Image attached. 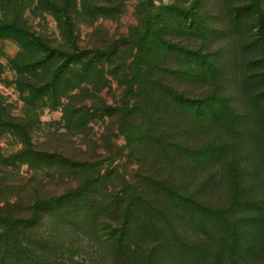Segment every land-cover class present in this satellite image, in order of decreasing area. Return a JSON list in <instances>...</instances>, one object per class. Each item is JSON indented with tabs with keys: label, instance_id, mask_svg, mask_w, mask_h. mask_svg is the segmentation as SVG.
I'll use <instances>...</instances> for the list:
<instances>
[{
	"label": "rangeland",
	"instance_id": "374dc122",
	"mask_svg": "<svg viewBox=\"0 0 264 264\" xmlns=\"http://www.w3.org/2000/svg\"><path fill=\"white\" fill-rule=\"evenodd\" d=\"M18 2L22 5L19 20L13 2L0 0V23L15 21L25 33L49 44L68 36L59 23L62 16L49 6L40 0ZM114 10H105L91 23L86 20L91 15L87 10L77 18L74 34L80 36L81 45L110 44L126 37L134 41L148 29L153 78H161L170 91L183 93L195 107L182 101L153 104L151 125L163 131V146L128 143L116 125L114 131L106 128L107 115L90 124L93 139L101 138L100 150L108 156V164L117 166L116 173L129 179L134 170L146 168L139 171L164 180L188 200L184 208H133V219L127 223L106 219L105 227H118L114 238L123 242L118 250L101 244L84 224H66L47 211L46 222L30 230L34 245L37 239L48 238L66 259L64 264H264V0H122ZM17 34L21 42L23 38L30 41L27 34ZM161 36L175 50L158 55ZM131 45L124 52L130 62L139 57ZM31 49L23 48L13 36L0 38L1 111L13 120L31 119L22 130L0 125V176L14 193L23 192L31 171L28 163L16 164L13 156L28 143L37 149L51 147L48 133L64 131L63 105L51 108L54 102L49 93L35 96L24 91L27 76L20 75L13 64L21 68ZM196 51L213 62V70L205 76L185 53ZM162 66L165 71L159 73ZM47 70L49 80L52 69ZM126 80L108 76V86L99 98L112 105L124 96ZM159 95L155 90L152 101ZM132 123L140 127L137 121ZM25 134L30 137L25 139ZM78 137L85 147L86 140ZM162 147L165 157L158 161L157 148ZM131 149L134 153L128 156ZM119 180L115 191L122 189L126 179ZM10 209L14 216L30 214L26 209ZM29 244L32 248L24 264H36L39 250Z\"/></svg>",
	"mask_w": 264,
	"mask_h": 264
},
{
	"label": "trees",
	"instance_id": "16d2710c",
	"mask_svg": "<svg viewBox=\"0 0 264 264\" xmlns=\"http://www.w3.org/2000/svg\"><path fill=\"white\" fill-rule=\"evenodd\" d=\"M10 1L16 7L15 18L19 20L22 5L18 0ZM121 1L40 0L55 15L62 16L59 23L64 25L66 32L69 31L68 36L62 35L61 40L54 44L45 43L42 37L25 33L15 21L0 23V38L13 36L20 41L23 48H33L31 56L22 62V69L13 63L20 75L27 76L23 82L24 91L35 96L49 93L54 102L49 107L55 108L62 104L64 110V131L48 133L53 139L51 147L37 149L28 143L13 156L15 163H28L31 171L23 192L14 193L13 187L5 186V179L0 176V263L24 264L29 260L27 253L29 246L32 248L29 243L34 245L35 242L30 230L36 228L37 224L46 222L44 215L47 211L54 212L50 217L62 219L66 224L77 222L75 225L79 227L84 224L82 227L90 228L96 240L103 242L101 244L115 246L114 249L118 250L121 248L119 245L123 244L114 238L118 227L112 224L105 227L106 219L116 224L120 223L117 219H123L127 223V220L133 219V208H184L188 200L182 192L175 190L164 180L139 171L146 168L134 170L129 179L120 172L116 173L117 166L108 164V156L100 150L101 138L95 136L93 139V128L90 124L107 115L110 122L105 125L106 128L114 131L113 127L116 125V130L128 139V143L139 141L149 148L152 144L163 146V131H155L151 125L155 118L153 104L159 106L166 100L182 101L189 108L195 107L183 93L170 91L172 89L165 86L161 78H153L154 62L150 60L148 29L135 36L134 41L126 37L117 38L110 44L81 45L80 36L74 34L77 18L87 10L91 15L86 20L91 23L94 17L103 15L105 10L115 11ZM12 31L15 35H10ZM17 33L27 34L30 41L23 38L21 42ZM158 39V55L175 50L174 44L162 36ZM130 45L139 54L138 59L131 62L130 55L124 53L125 48ZM185 53L194 58L195 65L204 76L213 70V62L207 54L200 51ZM48 67L52 69L49 80ZM164 71L162 66L159 73ZM110 75L117 79L125 77L128 86L122 98L107 105L99 98V93L108 86ZM120 84L122 85L121 80ZM155 90L161 95L164 92L169 94L166 97L159 95L158 100L152 101ZM133 95L139 98H133ZM63 97L66 102L62 101ZM24 102L28 107L32 106L29 99ZM208 104L212 106L210 102ZM200 107L197 106V115H200ZM1 109V126H9L16 131L17 128L22 130L31 122L27 117L17 120L5 117ZM134 120L140 125L139 128L133 125ZM136 131L138 134L134 137ZM79 135L83 137L81 140H86L85 147L81 146ZM29 137V134H25V139ZM162 149L163 147L157 148L158 161L165 157ZM120 153L124 155L122 151ZM133 153L131 149L127 155L131 156ZM192 154L196 152L193 151ZM117 176L126 179L119 191H115L116 183L120 182V177ZM10 208L26 209L30 214L26 217L19 214L14 216ZM50 241L48 238L36 240L34 246H37L40 253L36 256V264H64L66 259L56 252L57 249L51 246L53 244ZM50 251H55L54 255L51 256ZM24 254H27L25 258ZM56 254L59 256L56 257Z\"/></svg>",
	"mask_w": 264,
	"mask_h": 264
}]
</instances>
